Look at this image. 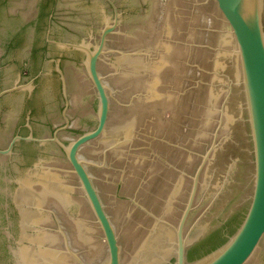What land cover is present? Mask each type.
I'll return each mask as SVG.
<instances>
[{"label":"water","instance_id":"obj_1","mask_svg":"<svg viewBox=\"0 0 264 264\" xmlns=\"http://www.w3.org/2000/svg\"><path fill=\"white\" fill-rule=\"evenodd\" d=\"M0 66L148 98L264 142V0H0Z\"/></svg>","mask_w":264,"mask_h":264}]
</instances>
